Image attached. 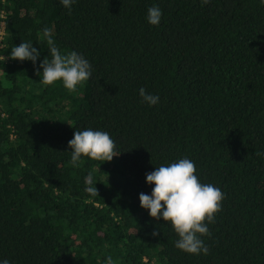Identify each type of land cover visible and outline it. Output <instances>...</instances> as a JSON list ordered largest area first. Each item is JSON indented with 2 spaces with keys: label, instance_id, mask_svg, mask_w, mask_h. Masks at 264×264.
I'll return each instance as SVG.
<instances>
[{
  "label": "trees",
  "instance_id": "1",
  "mask_svg": "<svg viewBox=\"0 0 264 264\" xmlns=\"http://www.w3.org/2000/svg\"><path fill=\"white\" fill-rule=\"evenodd\" d=\"M45 27L91 64L75 92L41 83ZM22 42L39 50L35 67L10 58ZM0 56V261L264 264L261 0H75L71 14L61 0H0ZM86 129L109 133L111 161L71 166L68 141ZM182 158L225 194L207 255L178 249L170 222L140 206L146 173Z\"/></svg>",
  "mask_w": 264,
  "mask_h": 264
},
{
  "label": "clouds",
  "instance_id": "2",
  "mask_svg": "<svg viewBox=\"0 0 264 264\" xmlns=\"http://www.w3.org/2000/svg\"><path fill=\"white\" fill-rule=\"evenodd\" d=\"M75 0H61V4L68 8L71 14L72 4ZM210 0H201L202 6ZM264 3V0H261ZM162 17L159 7L152 6L148 9L147 20L151 25H158ZM43 38L48 45L50 57H45L40 68L43 69L41 83L45 86L62 82L69 92H75L78 85L88 81L92 75L91 64L76 51L61 54L52 38L51 29H43ZM40 52L33 47L32 42H22L11 49L10 58L13 60H31L35 67ZM5 56H0V61H5ZM36 74L41 75L39 68ZM143 101L153 106L159 102V97L146 93L144 88L139 90ZM71 149L73 167L84 163L82 157L103 162L111 161L116 156L115 142L109 133L100 130L86 129L75 131L73 138L68 141ZM260 155V153H257ZM146 182L154 184L151 195L141 192L139 194L140 206L149 210L152 218L159 220L161 217L170 222L179 239L175 246L189 254L207 255L209 248L201 239L202 236H211L208 224L215 222V215L222 210V201L225 194L219 187L212 184L201 183L196 175V166L188 158H182L167 166L161 165L154 171L146 173ZM86 183L91 185L89 177ZM86 191L95 196L98 194L96 187L89 186ZM158 235V233H153ZM0 264H10L5 259ZM106 264H115L112 256L106 257Z\"/></svg>",
  "mask_w": 264,
  "mask_h": 264
}]
</instances>
